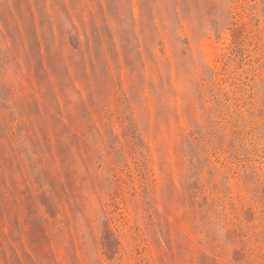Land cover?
Returning <instances> with one entry per match:
<instances>
[{"label":"rangeland","instance_id":"1","mask_svg":"<svg viewBox=\"0 0 264 264\" xmlns=\"http://www.w3.org/2000/svg\"><path fill=\"white\" fill-rule=\"evenodd\" d=\"M0 264H264V0H0Z\"/></svg>","mask_w":264,"mask_h":264}]
</instances>
